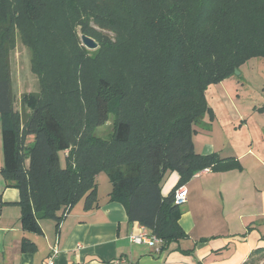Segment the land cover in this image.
I'll use <instances>...</instances> for the list:
<instances>
[{
  "label": "trees",
  "instance_id": "1",
  "mask_svg": "<svg viewBox=\"0 0 264 264\" xmlns=\"http://www.w3.org/2000/svg\"><path fill=\"white\" fill-rule=\"evenodd\" d=\"M151 1L154 0H137L141 4ZM240 1L199 0L198 15L192 30L202 23L210 24L213 30L197 49H192L197 41L196 32L184 37V48L180 45L178 49H173L170 39L178 29L170 26L171 29L166 30V24L163 23L157 24V27L161 24L163 29L160 36L152 38L144 46L148 47L146 51L155 50L156 56H164V61L174 53L171 63L184 69V80L197 73L194 84L184 82V96L190 99L189 104L182 108L183 116L174 117L173 113L175 106L182 103L181 100L180 103L177 101L180 91H171L172 86L164 88L161 85V72L154 75L147 66L149 76H144L141 84L144 88L146 84L149 85L147 91H143L142 102H135L127 117L123 115L115 120L110 139H100L91 133L79 139V134L67 120L61 106L78 90V85H73L71 80L64 83V91L58 85L49 92V85H46L49 92H46L48 95L45 93L46 96L25 94L21 111L16 110L10 42L17 19L12 9L13 0H0V120L4 154L1 172L7 186L16 188L20 193L17 205L21 209L24 231L42 235L41 223L44 221H53L58 231L68 211L82 199L85 200V210L94 209L98 204L96 175L103 170L112 184L110 202L121 204L126 209L130 223L141 225L162 241L159 252L169 251L171 245L188 237L180 224L183 213L181 206L175 204V193L196 174L206 169L217 170L225 160L218 154L203 156L195 152L194 126L201 124L211 114L205 92L210 86L219 85L232 77L245 62L264 57V19L251 17L249 36L246 38L234 37L219 26V21L233 13ZM19 2L25 23L38 26L46 19V0ZM212 2L215 4L212 5ZM78 5L79 2L72 5V20L75 22L72 21L70 28L79 20L76 17ZM95 15L99 21L97 13ZM132 20L135 22L136 15H132ZM212 20L214 24L210 23ZM85 30L83 35L88 36ZM148 30L141 35L142 43L146 42L147 36H151L152 32ZM125 33L133 40L140 38L132 29ZM47 34L38 35L30 41L34 45L31 50L35 71L40 70L38 51L49 49ZM70 37L74 35H68V41ZM118 50L122 56L128 49L123 46ZM101 51L99 49L96 54L99 55ZM46 53L49 55V51ZM108 53L113 55L114 51ZM199 62L202 63L201 68H198ZM67 83H70L69 91ZM128 83L127 80L111 81L102 76L96 79L91 105L95 127L105 125L111 116L118 117L116 113L120 112L126 99ZM164 90L165 95L161 93ZM159 94L163 96L156 101ZM163 110L167 111L162 113ZM177 123L187 127L185 131H174L173 127ZM29 136L34 137L32 144H27ZM62 156L65 157V165ZM169 173H177L180 180L164 196L162 181ZM4 204L0 197V211ZM21 249L25 253H35L37 250L29 241H23Z\"/></svg>",
  "mask_w": 264,
  "mask_h": 264
},
{
  "label": "rangeland",
  "instance_id": "2",
  "mask_svg": "<svg viewBox=\"0 0 264 264\" xmlns=\"http://www.w3.org/2000/svg\"><path fill=\"white\" fill-rule=\"evenodd\" d=\"M19 1L13 0L12 9L17 22L10 42L13 90L17 111L22 109V98L25 94L38 93L44 96L46 92H51L52 88L58 85L64 91L66 89L64 83L71 80L73 85H78V90L70 95L68 101L61 106L67 120L79 134V139L87 137L90 133L100 139H110L114 132L115 120L123 115L127 117L132 112L133 104L142 102L143 91H147L149 83L144 88L141 81L144 76H149L146 71L148 66V71H153L154 75L161 72V85H164V88L168 89L172 86L171 91L174 89L180 91L177 101L181 100L182 103L179 102L181 105L175 106L173 113L174 117L183 116L184 109L182 108L189 104L190 99L184 96V82L194 84L198 78L197 73L196 76L186 77L184 80V69H179L171 63L175 57L174 53L168 56L167 61H164V56H156L157 51L148 52L145 50L148 47L144 46H147L152 38L160 36L163 29L161 24L159 27L157 24L163 23L166 24V30H170V26H176L178 29L175 30L176 35L172 37L174 39H170L173 49H178L180 45L184 48V37L189 36L191 32H196L197 41L194 42L192 49H197L205 36L213 30L208 23H202L192 30L198 15L196 12L199 0H154L146 4L138 3L137 0H46L47 17L38 26L25 23ZM74 2L80 4L76 16L79 20L71 27L73 28L71 33V23L75 22L72 20L71 10ZM96 13L100 18L99 21L96 19ZM133 14L136 15L135 22L132 20ZM252 16L264 19V0L240 1L233 9V13H229L221 19L222 21H219V26L231 32L234 37L246 38L249 36ZM213 21L210 23L214 24ZM84 29L87 30L85 31L88 36L98 43L99 47L96 51H90L83 46L81 36L84 34ZM131 29L135 35L138 33L140 38L133 40L129 34L125 33ZM148 29L152 32L151 36H147L146 42L142 43L141 35L149 31ZM42 34L48 35L47 47L49 49H40L42 46L37 48L41 50L38 52L41 63L44 64L39 63L38 69L40 70L35 71L31 50L34 45L30 41ZM72 34L74 37H70L68 41V35L73 36ZM123 46H127L128 50H125L122 57L118 49ZM99 49L102 51L98 55L96 52ZM113 51V55L108 53ZM166 62H169L167 66H165ZM201 66L202 63L199 62L198 68ZM99 76L107 77L111 81L119 79L125 82L127 80L129 83L126 99L120 112L116 113L118 117L111 116L105 125L95 127L91 105L96 89V79ZM46 85H49V92ZM66 86L69 91L70 83ZM161 93L165 95L166 92L164 90ZM162 96L159 94L156 101L161 100ZM205 97L211 114L207 115L201 124L194 126V130L201 132L206 129V123L210 125L209 122L215 121V129L224 130L225 137L233 135V127L237 126L238 121L233 115L234 110H237L242 119H248L254 111L264 112V57H255L245 62L239 70H235L232 77L219 85L210 86L205 92ZM166 111L163 110L162 113ZM152 112L155 113L154 110ZM197 114L196 112L195 115ZM256 117L255 121L259 124V121L264 123V115H256ZM255 121H250V124L254 125ZM186 128L180 123L173 127L174 131L179 129L185 131ZM33 142L34 137L29 136L27 144ZM62 163L65 165L64 156H62ZM96 177L98 197L103 201L108 198L112 184L103 170L98 172ZM169 178V175L165 176L162 186H165ZM181 209H184V205Z\"/></svg>",
  "mask_w": 264,
  "mask_h": 264
},
{
  "label": "crops",
  "instance_id": "3",
  "mask_svg": "<svg viewBox=\"0 0 264 264\" xmlns=\"http://www.w3.org/2000/svg\"><path fill=\"white\" fill-rule=\"evenodd\" d=\"M261 113L242 119L234 110L238 121L231 136L215 129V121L201 132L195 130V152L225 160L217 170L206 169L186 184L188 200L180 224L188 237L164 252L157 251L162 243L130 242L131 235L147 230L130 223L126 209L111 203L109 195L103 201L98 197L89 211L82 199L58 231L53 221L41 223L42 235L24 231L17 205L20 193L7 186L1 172L0 120V197L5 203L0 211V264H44L54 249L59 252L57 264H264V123L255 121ZM168 175L164 196L180 180L177 173ZM23 241L33 243L36 252H23Z\"/></svg>",
  "mask_w": 264,
  "mask_h": 264
},
{
  "label": "built area",
  "instance_id": "4",
  "mask_svg": "<svg viewBox=\"0 0 264 264\" xmlns=\"http://www.w3.org/2000/svg\"><path fill=\"white\" fill-rule=\"evenodd\" d=\"M188 200V189L183 186L180 187L175 193V204L178 206H183L187 203ZM130 242L137 245H148V246H155L162 243L157 237L151 235L148 231H141L138 235H131L129 237ZM159 248L157 251L159 252ZM59 252L58 250L54 249L50 257L45 261L44 264H57L56 259Z\"/></svg>",
  "mask_w": 264,
  "mask_h": 264
},
{
  "label": "water",
  "instance_id": "5",
  "mask_svg": "<svg viewBox=\"0 0 264 264\" xmlns=\"http://www.w3.org/2000/svg\"><path fill=\"white\" fill-rule=\"evenodd\" d=\"M81 41H82L83 46L90 51H95L99 47L98 43L95 40H93L92 38L86 35L81 36Z\"/></svg>",
  "mask_w": 264,
  "mask_h": 264
}]
</instances>
